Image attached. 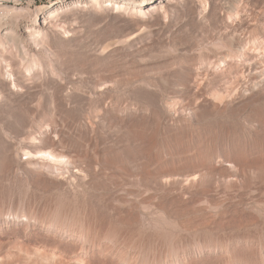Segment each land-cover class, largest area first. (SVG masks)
Instances as JSON below:
<instances>
[{"label": "rangeland", "instance_id": "374dc122", "mask_svg": "<svg viewBox=\"0 0 264 264\" xmlns=\"http://www.w3.org/2000/svg\"><path fill=\"white\" fill-rule=\"evenodd\" d=\"M29 1L0 0V264H264V0Z\"/></svg>", "mask_w": 264, "mask_h": 264}, {"label": "bare ground", "instance_id": "6f19581e", "mask_svg": "<svg viewBox=\"0 0 264 264\" xmlns=\"http://www.w3.org/2000/svg\"><path fill=\"white\" fill-rule=\"evenodd\" d=\"M179 1L180 0H80V1H76V4H78L80 7H82V6L84 7V5H86L87 3H90V2L92 4L94 3V5L96 4V5H100V6H104L107 4L109 6V3H110L111 4L110 7L112 6L113 9L116 8L115 10L119 9L118 11H120V9H124L125 11L126 10H133V12L145 14L146 11H150V10H157V9H159V10L160 9L170 10L171 6L176 4L177 2L179 3ZM73 4L74 3H72V5ZM68 5H71V4L54 3L48 7H41V8L36 9L34 19L31 23L22 24L21 26L16 27L15 30L13 29L15 32V35H14V37H12V39L14 40V42L16 41L17 43H19V44L22 43V44H25L24 46H26V44L27 43L30 44L32 39L34 40V38L36 36L37 37L41 36L42 38H47L49 35L47 37H45V36L49 33V31H50L49 28L51 29L53 21H55V20H57L59 22L58 26L56 27V30L62 31L61 28H64L67 24H66V21L64 20V18L59 17L61 14L60 11L62 12L64 8L68 7ZM11 26L13 28V25H11ZM8 28L10 29V27H8ZM13 30H12V32H13ZM6 35H7V33H6ZM130 36H132V34ZM130 36H124L123 40L128 41L129 40L128 37H130ZM37 37H36V39H37ZM41 37H39V38H41ZM47 41H48V39H47ZM121 42H123V41H121ZM261 82L264 83V78H262ZM257 84H260V83H257ZM253 88L255 89V86ZM29 154L33 155V153H31V152ZM39 155L47 158L50 161H58L61 158L62 159L65 158L64 157L65 155L64 156L63 155H57L53 151H49V150L42 151V152L40 151V154H38V156ZM36 156H37V154H36Z\"/></svg>", "mask_w": 264, "mask_h": 264}]
</instances>
